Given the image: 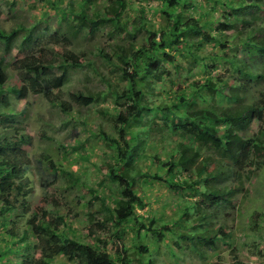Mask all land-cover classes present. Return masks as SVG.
<instances>
[{"label": "trees", "instance_id": "1", "mask_svg": "<svg viewBox=\"0 0 264 264\" xmlns=\"http://www.w3.org/2000/svg\"><path fill=\"white\" fill-rule=\"evenodd\" d=\"M79 1L78 10H73L74 0H69L68 7L63 10L65 40L79 33L91 34L100 25L109 24L114 28L113 32L124 31L130 37H133V31L141 30L142 42H115L109 49H96V55L112 74L99 72L95 63L86 58L84 50L75 52L52 46L39 54L14 58L12 66L26 75L22 76L24 84L20 87L12 85L10 90L23 97L27 86L35 85L51 66L76 67L88 63L104 81L105 90L84 89L77 95L86 104L97 101L100 95L113 98L114 106L105 113L111 118L116 134L112 137L100 129L97 134L110 140L114 146L113 160L104 164L103 174L105 181L116 184L117 191L109 192L107 201L104 194L88 187L85 182L81 183L100 200L98 210L103 209L104 215L96 221L97 227L101 229L104 221L111 222L110 237L120 245L113 253L101 238L96 242L80 240L74 233L68 235L65 228L59 231L55 226L38 221L41 232L44 229L56 232L58 253L68 260L76 258L81 264H129L130 258L119 252L125 249L126 227L135 228L132 240L137 251V264H152L153 253L144 240L149 232L173 231L176 240L199 254L202 253L201 246L214 247L218 240L226 242L229 232L213 218V207L230 203L236 194L246 191L247 182L264 165V0H207L208 3L221 2L227 10L212 18L207 10L200 13L201 4L197 7L191 0H156L154 11L162 21L148 26L145 25L149 19L144 16L143 6L139 7L144 13L141 20L130 21L124 16L125 0H102L101 11L97 7L82 6L85 2L93 4L91 0ZM192 8L196 13L191 11ZM212 9H215L214 5ZM67 10L71 16L67 15ZM135 25L137 29L133 28ZM19 27L25 28L22 23ZM17 34V29L4 31L0 28V42L4 43L5 49ZM31 38L28 30L23 41ZM211 43L218 45L220 50H210L201 56L202 70L211 73L221 62L225 64L223 72L191 80L186 86L179 83L176 89L168 91L166 100L154 102L146 99V93L154 88L153 83L165 79L172 81L180 75L177 54L183 53V48L194 56L193 49ZM206 57L211 62L205 61ZM3 63L4 57L0 56V88L10 85ZM0 94L2 116L5 95ZM199 100L205 103H199ZM58 103L63 111L69 110L65 102ZM148 115L154 122L161 119L165 125L162 130L176 138L164 157L160 156L159 149L148 150L152 141L151 128L154 127L141 125L142 118ZM135 121L138 128L133 124ZM14 130L13 135L0 136V224L12 211L23 209V198L30 191L29 179L23 175L27 167L14 164L15 157L12 156L29 143L30 137L22 132V128V131L20 128ZM48 163L54 170L59 169L52 160L49 159ZM154 166L162 172L153 170ZM183 170L186 172L181 175ZM64 171L78 181L71 170ZM154 180L174 192L190 194L179 206L182 207L181 216L160 227L155 226V216L145 217L137 211L147 205L142 184ZM258 213L255 215L259 216ZM172 225L177 226L175 231ZM6 233L10 238L0 236V258L12 253L11 249L21 252L15 242L26 235L23 233L18 238L11 231ZM37 235L39 242L42 241L40 232ZM5 241L11 244L7 245ZM39 242L37 240L35 248L37 257L29 255L16 263L52 264L53 256L47 249L49 243L46 240L47 243L40 248ZM231 253L233 260L229 264H247L236 249H231Z\"/></svg>", "mask_w": 264, "mask_h": 264}, {"label": "rangeland", "instance_id": "2", "mask_svg": "<svg viewBox=\"0 0 264 264\" xmlns=\"http://www.w3.org/2000/svg\"><path fill=\"white\" fill-rule=\"evenodd\" d=\"M53 1L0 0V28L4 31L18 30L8 49L0 42V56L4 57L3 68L10 82V85L0 88V93L5 95L2 107L4 115L0 116V136L13 135L14 128H20V131L23 130L22 132L30 137L27 145L12 153L15 157L12 159L14 164H24L27 167L23 175L29 179L30 191L23 198V209L17 208L12 211L4 223L0 224L1 237L7 236L6 232L10 231L18 238L23 233L26 235L22 240L15 239L16 246L22 251L11 249L12 253H6L0 258V264H17V260H25V257L31 255L37 257L35 248L37 240L39 242L37 238L39 232L42 237V241L39 242L40 248L49 243L47 249L51 250L50 254L53 256L52 264H81L76 258L68 260L60 255L55 248L59 240L57 233H50L48 229L41 232L38 221L55 226L59 231L65 228L68 235L74 233L80 240L96 242L101 238L106 248L113 253L120 245L110 237L113 230L111 222L104 221L101 229L97 227L96 221L102 219L104 211L98 210L99 198L93 197L92 192L81 183L85 182L88 187L104 194L107 201L108 193L117 191L116 184L105 181L103 174L104 164L113 160L114 146L110 140L103 139L97 134L99 129L112 137L116 134L111 118L105 113L114 106L113 98L110 95H100L97 101L86 104L77 95L84 89L105 90L104 81L88 63L76 67L51 66L35 85L27 86L23 97H18L10 90V86L20 87L24 84L22 76L26 73L24 71L20 73L15 69L12 61L14 58L39 54L44 49L58 46L75 52L84 50L86 58L95 63L99 72L112 74L106 63L96 55V49L98 47L109 49L115 42L134 41L139 44L142 42L143 33L141 30L133 31V28L137 29L135 25L131 30L133 37H130L124 31L113 32L114 28L105 24L100 25L91 34L79 33L78 36L65 40L62 18L69 0H58L55 5L50 6ZM91 1L93 4L85 2L82 6L92 9L97 7L100 11L103 9L104 1ZM191 1L197 7L201 4L200 13L207 10L211 18L215 14L227 12L221 2ZM156 4V0H125L124 16L132 21L135 18L139 20L145 13L144 16L149 19L145 25L161 22L160 15L154 11ZM213 5L215 9L210 10ZM140 6H143L144 13L139 9ZM72 7L74 11L78 10L80 1L74 0ZM67 11V15L71 16L70 11ZM191 11L196 13L195 8ZM21 23L25 26L24 29H20ZM28 30L31 31L32 38L26 42L23 41V37ZM210 50L217 52L220 47L212 43L204 44L197 50L193 49L194 56L183 48V53L177 54V62L181 64L180 75L172 81L165 79L164 82L153 83L154 88L146 93V99L154 102L166 100L169 97L168 91L176 89L179 83L186 86L191 80L209 75L213 77L216 73L223 72L225 64L221 62L211 73L202 70L200 58ZM205 61L211 62V59L206 57ZM166 65L170 69L173 68L169 62ZM59 101L65 102L69 110L63 111ZM198 102L205 103L203 100ZM142 123L145 127H154L151 128L152 141L149 142L148 150L159 149L160 156L164 157L165 151L174 144L175 136L162 130L165 125L161 119L154 122L148 115L142 118L141 125ZM133 124L135 128L139 127L136 121ZM49 159L59 169L49 167ZM152 169L160 170L155 166ZM64 170H71L73 177H78V181ZM185 172L186 170H183L181 175ZM142 187L147 205L137 208V211L143 213L145 217L155 216L157 227L180 217L182 207L179 206L184 204V197L190 196L185 192H174L164 183L155 180L145 181ZM246 187V191L236 194L230 203H219L213 207L215 212L213 218L229 232L226 242L218 240L214 247L201 246L202 253L199 254L176 240L173 231L149 232L144 240L153 253L152 264H229L233 260L231 253L233 248L245 263L264 264V165L256 171L252 180L247 182ZM255 212H259L260 215L256 216ZM172 229L175 231L177 226L172 225ZM134 233L135 228L126 227L123 239L125 249L119 250L122 255L130 258L129 264L138 263L137 251L132 240ZM5 243L11 244L6 241Z\"/></svg>", "mask_w": 264, "mask_h": 264}]
</instances>
